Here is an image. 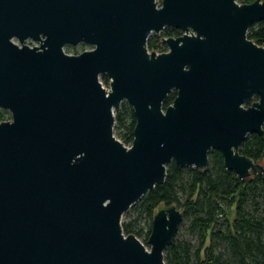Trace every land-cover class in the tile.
<instances>
[{
  "label": "water",
  "instance_id": "obj_1",
  "mask_svg": "<svg viewBox=\"0 0 264 264\" xmlns=\"http://www.w3.org/2000/svg\"><path fill=\"white\" fill-rule=\"evenodd\" d=\"M262 21L264 0H0V264H166L183 210L158 209L149 249L122 219L170 163L205 172L217 150L240 180L263 177L239 152L264 134V47L248 37ZM166 28L183 34L159 54ZM79 44L93 49L64 50Z\"/></svg>",
  "mask_w": 264,
  "mask_h": 264
},
{
  "label": "trees",
  "instance_id": "obj_2",
  "mask_svg": "<svg viewBox=\"0 0 264 264\" xmlns=\"http://www.w3.org/2000/svg\"><path fill=\"white\" fill-rule=\"evenodd\" d=\"M256 0H242V4H250ZM163 37H176V31L167 28ZM249 39L264 47V21L251 26ZM159 38L151 36L148 47L153 49L159 43ZM107 80V77L105 76ZM176 93L170 94L165 102V108L170 106ZM116 124L124 130L121 134L123 143L130 145L133 142L136 117L133 108L123 103L116 110ZM240 154L251 158L255 162L264 164V134H250L240 146ZM212 171L200 172L181 167L175 162L168 165L167 178L164 184H159L138 203L141 212L148 213L154 218L155 213L162 206L176 203L177 186L183 179L186 171L192 173L191 197L185 206L193 215L191 229L199 231L203 237L200 249L193 255L188 243H173L165 252L166 264H264V175L261 178H252L242 181L234 171H229L224 165V158L220 151L210 152ZM201 197L205 200L200 205ZM262 199V204L258 199ZM227 201L235 207V217L229 226V234L215 231L219 217H227V211L220 201ZM253 204L255 211L248 210ZM262 214V215H260ZM153 224V223H152ZM129 225L126 226V229ZM152 225L150 226L149 236ZM219 238L227 245L226 253L216 255L213 239ZM209 241V244H208ZM226 254H228L226 256Z\"/></svg>",
  "mask_w": 264,
  "mask_h": 264
},
{
  "label": "rangeland",
  "instance_id": "obj_3",
  "mask_svg": "<svg viewBox=\"0 0 264 264\" xmlns=\"http://www.w3.org/2000/svg\"><path fill=\"white\" fill-rule=\"evenodd\" d=\"M163 36V35H162ZM16 43H18L16 41ZM27 45L35 47L39 45L38 43L29 40L26 42ZM93 47L87 44H79L77 46H71L68 45L65 47V52L70 55H78L84 51L92 50ZM102 85L107 89L110 90V80L107 78L105 79V76H101ZM176 93L173 91L171 94ZM127 103V102H125ZM116 112V111H115ZM12 114L10 112L0 110V122L11 120ZM115 133L117 139L120 141H123L121 134L124 133V130L119 127V125H115ZM130 147V145H128ZM264 161H262L263 163ZM189 170H195L193 168H188ZM208 170L212 171L211 162L209 165ZM192 173L191 171H186L184 174V177L182 180L179 181L177 186V195H176V203L173 205H176L177 208H180L183 210L185 217L183 219L182 224L180 225L179 232L176 236V239L174 243H188L191 246V253L194 255L201 247L203 243V237L202 234L199 231H193L191 229V225L193 222V215L191 212H188L186 203L191 197V187H192ZM204 199L201 197L200 199V205L204 204ZM221 205L226 209L227 211V218L224 216L219 217V222L217 226L215 227V231H219L222 234H229V226L233 222V219L235 217V207L232 206L227 201H220ZM258 203L262 204V199H258ZM264 209V207L262 208ZM248 210L255 211L254 205L249 204ZM262 215V214H260ZM153 221L152 218L148 213L141 212V204L137 203L134 205L128 212H126L122 219V225L124 229V234H128L129 232L133 231L134 234L144 243V245L149 249L151 246L148 245L149 240V232H150V226L152 225ZM129 225V230L126 229V226ZM152 231V230H151ZM209 244V241H208ZM216 255H219L221 253H226L225 250L227 249V245L225 242L221 241L219 238L213 239V244ZM228 254H226L227 256ZM229 256V255H228Z\"/></svg>",
  "mask_w": 264,
  "mask_h": 264
},
{
  "label": "built area",
  "instance_id": "obj_4",
  "mask_svg": "<svg viewBox=\"0 0 264 264\" xmlns=\"http://www.w3.org/2000/svg\"><path fill=\"white\" fill-rule=\"evenodd\" d=\"M164 32V31H163ZM162 32V33H163ZM162 33H160V34H153L152 36H156V37H158L159 38V43L158 44H156V46L154 47L155 49H157V51H158V53L159 54H162V53H164V52H166L167 50H169V48H168V46L163 42V40H164V38H167V37H163L162 36ZM183 33H181V35H182ZM132 145V143L130 144V146Z\"/></svg>",
  "mask_w": 264,
  "mask_h": 264
},
{
  "label": "flooded vegetation",
  "instance_id": "obj_5",
  "mask_svg": "<svg viewBox=\"0 0 264 264\" xmlns=\"http://www.w3.org/2000/svg\"><path fill=\"white\" fill-rule=\"evenodd\" d=\"M159 2H160V1H159ZM166 29H167V28H166ZM166 29H165V30H166ZM165 30H164V31H165ZM173 30H175V31H176V33H177V35H178V36H176L175 38H177V37H180V36H181V33H182V32H181L180 30H177V29H173ZM249 135H250V134H249ZM247 137H248V136H247Z\"/></svg>",
  "mask_w": 264,
  "mask_h": 264
}]
</instances>
